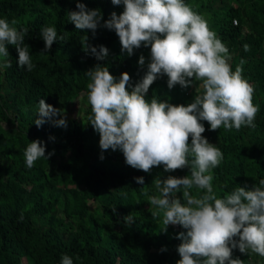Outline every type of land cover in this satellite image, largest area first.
Wrapping results in <instances>:
<instances>
[{"label":"trees","instance_id":"obj_1","mask_svg":"<svg viewBox=\"0 0 264 264\" xmlns=\"http://www.w3.org/2000/svg\"><path fill=\"white\" fill-rule=\"evenodd\" d=\"M76 2L0 0V18L15 19L17 29H29L25 43L35 65L30 72L20 68L15 46L9 45L6 59L12 67H0V264H60L64 254L71 256L74 264H177L182 241L175 237L184 229L169 226L163 232L162 217L151 216L142 188L148 186L149 195H155L151 185L157 176L179 178L190 170L167 173L160 166L149 174L133 169L119 150L101 152L100 136L88 119L90 81L84 73L97 61L85 54L83 37L87 35L92 46H106L110 55L100 63H106L115 77L129 73L133 83L147 71L150 48L142 46L129 57L122 53L114 31L100 28L94 36L91 30H77L67 15L69 10H77ZM79 2L100 9L104 20L124 10L112 0ZM185 3L207 20L228 47L233 71L241 59L246 61L242 75L254 86L253 103L259 106L254 129L242 126L238 131L223 127L212 131L202 122L206 129L203 136L223 152L220 165L212 170L214 190L223 197L238 185L251 186L264 179V0ZM44 26L56 27L58 40L50 52L40 54L45 48L40 34ZM141 54L146 58L143 67L139 65ZM167 79L164 76L154 82L146 95L149 102L153 96L174 105L187 106L193 101L197 82L187 89L177 85L169 90ZM40 99L63 109L66 129L50 121L40 129L35 126ZM73 105L77 112L72 115ZM37 139L46 142V155L53 150L55 155L50 160L40 158L27 168L24 152L29 142ZM101 154L105 159H100ZM138 177H144V185L135 182ZM178 195L182 198V193ZM129 214L133 220L125 223ZM161 248L167 251L161 252ZM235 257L246 264H264V258L238 249L233 251Z\"/></svg>","mask_w":264,"mask_h":264},{"label":"clouds","instance_id":"obj_2","mask_svg":"<svg viewBox=\"0 0 264 264\" xmlns=\"http://www.w3.org/2000/svg\"><path fill=\"white\" fill-rule=\"evenodd\" d=\"M112 4L123 5L124 10L119 15L111 13L107 20L100 9H89L79 0L77 10L67 12L77 30H91L94 36L100 28L114 31L122 53L129 57L142 46L150 48L147 71L133 83L129 73L115 77L106 63H100L110 55L106 46H92L88 36L83 37L85 54L97 61L84 75L90 81L88 119L100 136L101 152L119 150L128 166L149 174L160 166L167 173L190 170L189 175L179 178L157 176L151 185L155 195H149L148 186L142 188L151 205V216L162 217L163 232L169 226L184 229L175 237L182 241L177 248L181 257L177 264H246L239 257L233 258L236 249L264 258V179L251 186L238 185L219 197L213 187L212 170L220 165L223 152L203 136V121L212 131L221 127L229 131L256 127L259 106L253 103L254 86L242 75L246 61L241 59L233 71L228 47L185 0H112ZM17 23L15 19L9 22L0 18V67H12L6 59L8 46L12 45L18 53L19 67L30 72L35 65L25 43L29 29H17ZM40 34L45 44L40 54L48 53L58 40L57 29L44 26ZM59 40H64V36ZM145 59L141 54V67L145 66ZM164 76L168 78L169 90L177 85L187 89L200 82L193 101L187 106L174 105L153 96L149 102V89ZM37 108L34 124L38 129L49 121L55 127H68L63 109L44 99L39 100ZM49 139L54 141L55 137ZM46 149V142L40 139L29 142L24 152L26 167L32 168L40 158L50 160L55 150L46 155ZM100 159H105L103 154ZM134 179L137 184H145L144 177ZM193 189L197 191L194 193ZM178 193H182V198ZM132 220L133 214L124 217L125 223ZM60 264L74 261L64 254Z\"/></svg>","mask_w":264,"mask_h":264},{"label":"rangeland","instance_id":"obj_3","mask_svg":"<svg viewBox=\"0 0 264 264\" xmlns=\"http://www.w3.org/2000/svg\"><path fill=\"white\" fill-rule=\"evenodd\" d=\"M196 84L198 85L199 83L197 82ZM72 112H73L72 115L76 114V112H77V106L76 105H73Z\"/></svg>","mask_w":264,"mask_h":264},{"label":"built area","instance_id":"obj_4","mask_svg":"<svg viewBox=\"0 0 264 264\" xmlns=\"http://www.w3.org/2000/svg\"><path fill=\"white\" fill-rule=\"evenodd\" d=\"M234 24H237V21H235Z\"/></svg>","mask_w":264,"mask_h":264}]
</instances>
